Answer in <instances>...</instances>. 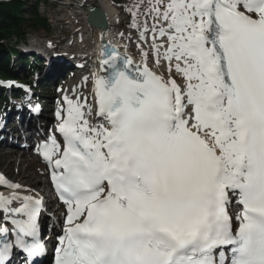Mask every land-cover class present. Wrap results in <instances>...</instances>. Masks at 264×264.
<instances>
[{
	"label": "snow or ice",
	"instance_id": "snow-or-ice-1",
	"mask_svg": "<svg viewBox=\"0 0 264 264\" xmlns=\"http://www.w3.org/2000/svg\"><path fill=\"white\" fill-rule=\"evenodd\" d=\"M123 8L139 58L101 45L36 146L64 208L54 264H264V0ZM0 186V264H36L43 198Z\"/></svg>",
	"mask_w": 264,
	"mask_h": 264
},
{
	"label": "rangeland",
	"instance_id": "rangeland-1",
	"mask_svg": "<svg viewBox=\"0 0 264 264\" xmlns=\"http://www.w3.org/2000/svg\"><path fill=\"white\" fill-rule=\"evenodd\" d=\"M62 1L66 2L67 0H40L39 2H37L38 15H39V17H44L46 19L47 27H42V26L36 27V25H37L36 24V25H34L36 28H34V29L31 28L29 26L30 24H32L30 22V20L31 19L34 20V18L27 14L26 8H25L23 10L24 13H23L22 17H23V19H26V23H23L21 26V32L23 34H25L24 38L21 40L17 36H12L10 40L3 41L4 47H9V48L14 47L15 48V44L18 45V43L20 41H22V43H20L19 46L23 45L24 42H35V43H38V44L44 46V45H46V43H45L46 40H48V41L55 40L52 43H54L57 46H62L63 44H65L66 41L65 42H64V40L59 41V39H61L60 36L63 34L62 32H66V33L68 32L69 36L72 35L73 33L71 32V30L77 29V28H75V25L80 23V21H76V18H80L81 14L78 13L80 17H73L74 11H78V10H75L76 7H75V9L71 8V10H69V12H68L65 9L66 7L64 5H62ZM34 2H35V0H26V3H28L30 5L34 4ZM78 2H80V1H78ZM131 2H132V0H120L119 2H117V5H115V7L118 10V12H117V10H116V12L123 19V22H124V24H122V23L120 24V27L117 28V31L120 33L119 28H122L121 33H124V36H127L126 37V40H127L126 44H128L130 46V48H129L130 53H133V52H136V48L134 46L136 34H135L134 30H132L128 27V25L130 23V17H129V14L123 8L124 5L130 4ZM89 3L92 5H97V3L93 2L92 0H87L85 2V4H89ZM80 8H81L80 12H83V13L87 10V7H80ZM71 11H72V13H71ZM69 13H71V15ZM65 17L69 18L68 19L69 21L68 20H66L67 22L66 21H60V19L65 18ZM125 28H126V30H125ZM86 36H87L85 38V39H87L86 43L84 42L85 39L82 36H81L82 38L79 37L81 40L79 39L78 42H80L79 43L80 47H85L87 49V48H89L87 46H88L89 41L92 40V39L90 40V38H92V36L88 35V33H86ZM128 37L132 38V42H129ZM93 43H94V41L92 40L90 46H93ZM12 52H13V54H12L13 58L17 57L19 55L18 51L12 50ZM7 62H8V66H6L5 69H8V70L10 69L11 72L16 73L19 77L20 76L24 77V79L27 77V75L25 76L23 74V71L26 70V74H27L29 71L28 67H30V66L26 67V69L25 68L17 69L20 66L18 62H16L15 66L12 63V58H8ZM38 65H41V64L38 63ZM54 65H55L56 69L59 68L58 65H56V64H54ZM33 68L37 69L36 70L37 75L43 74L42 73L43 70L38 69V67H33ZM54 72L56 73V75H57V73H59L58 69L55 70ZM44 75H45V72H44ZM28 78H30V77L28 76ZM28 78H26V79H28ZM60 80L64 82V83H61L60 86L63 85V88L65 89V91L76 88L78 90V92H84L85 94H89V91H90L89 87H82V83L77 82L78 78L76 80H73L70 78L68 79L64 73L60 76ZM54 103H55V100L50 105H54ZM4 129H8V128L4 126ZM11 149H12V151H11ZM8 150L12 152V158H14L16 162L10 163L11 158L9 156H7L8 158L7 157L5 158L4 156H2L5 153V151H8ZM23 159H25V160H23ZM21 161L24 164L18 163ZM42 165L43 164L41 161L38 162V158H35L32 154L30 155V150H28L27 152H24L22 150H19L16 147H14V148L8 147V149L6 146L0 147V175L5 176L6 178L8 177L7 179L10 178L11 180H15V181H17L16 183L20 182L21 184L26 185L27 187H30V186H35L36 188L38 187V188H40V190H42V192L45 190L44 194H46V177L43 173ZM1 172H4V173H1ZM32 188L33 187H31V189ZM24 193H26V192H24ZM42 196L44 197L43 194H42ZM53 206L54 205L51 204V202H50V209Z\"/></svg>",
	"mask_w": 264,
	"mask_h": 264
},
{
	"label": "bare ground",
	"instance_id": "bare-ground-1",
	"mask_svg": "<svg viewBox=\"0 0 264 264\" xmlns=\"http://www.w3.org/2000/svg\"><path fill=\"white\" fill-rule=\"evenodd\" d=\"M68 1V0H67ZM87 0H81L80 2H77V5L79 6H77L76 5V9L75 10H78V11H74V15H73V17H80L79 16V14H82L81 15V17L80 18H76V21H80V23L79 24H77V25H75V27L79 30V31H76V32H78L79 33V37H81V36H83V33H88V35H91L92 36V38H90V40L92 39V40H94V44H93V47L92 46H90V44H91V41H89V43H88V46L87 47H89V48H85V47H80L79 46V43L80 42H78V40H76L75 41V43H73V40L74 39H72V41H71V45L72 46H75V50L74 49H70V47H67V46H65V48H62V47H60V48H62L61 49V52H67L64 56H63V62H60V64H59V67H65V70H67L68 68H69V66H67L66 64H65V62L66 61H68V59L66 58V56L68 55V54H75V51H76V49H77V51L79 52V51H81L82 53L84 52V51H86V52H95V54H93V56H91V59H94L93 61H95L96 62V64H95V69L93 70V72H98L99 71V64H98V57H99V47H100V41L103 39V38H105V40L109 43V44H111V45H113L114 47H116V48H118L120 51H121V53L123 54L124 53V51H125V49H124V45L126 44V42L122 39V38H116L117 37V35L119 34V32L117 31V28L119 27L118 25H120V23H121V20H122V18L118 15V10H117V8L115 7V5L113 4V3H110L108 0H92L93 2H96L97 3V5H95L96 7H101L104 11H105V13H106V16H107V19H108V27L105 29V31H98V30H95V29H92V28H90L88 25H86V22H85V18H86V12H80L81 11V8L80 7H84L85 5H92V4H85V2H86ZM116 10H117V12H116ZM71 13H72V11H71ZM71 13H69L70 15H71ZM79 13V14H78ZM69 18H62V19H60V21H66V20H68ZM69 21V20H68ZM67 22V21H66ZM73 31H75V29L73 30ZM73 31L71 30V32L73 33ZM90 32H91V34H90ZM75 33V32H74ZM86 35V34H85ZM82 38V37H81ZM80 39V38H79ZM81 40V39H80ZM127 41V40H126ZM84 42L86 43L87 42V39H85L84 40ZM50 43H52V41H50ZM84 43V44H85ZM83 45V44H82ZM135 46V45H134ZM47 48H49V47H47ZM49 49H47L46 51H45V53H48L49 51H48ZM64 50V51H63ZM60 52V53H61ZM52 53V52H51ZM134 53V52H133ZM136 59H138L139 57H138V55L137 56H135V55H133ZM52 57V56H51ZM74 57L75 56H73V55H70L69 56V61H71V60H74ZM50 58H48V57H46V58H42L41 59V61H46V60H49ZM54 64H56V65H58V61H52V63L51 64H49L47 67H46V69H45V75L44 76H48V75H53L54 74V77H56V79H58V78H60V76L62 75V73H57V75L55 76V70H56V68H55V65ZM87 66L89 67V65L87 64ZM12 67V66H11ZM10 70V69H9ZM89 69H87V71H88ZM87 71H84V72H87ZM102 74V73H101ZM7 76H8V74H6ZM83 75H84V73H83ZM90 75V73H87V75L86 76H89ZM53 77V78H54ZM12 82V81H11ZM1 83V82H0ZM16 84H18V83H16ZM89 87V89H90V86H88ZM79 88V87H78ZM11 89H9L8 91H3V92H7L8 94H10V91ZM70 92V91H69ZM89 93H90V91H89ZM70 94V93H69ZM90 96V95H89ZM91 97V96H90ZM27 103H29V102H27ZM29 104H31L32 106H33V103H29ZM42 104H44V102H42V103H40L39 105H38V107H39V111H41V109H40V107L42 106ZM45 109L46 108H44L43 109V111H41V113H40V115H38L40 118H43L44 116H46V112H45ZM21 110V109H20ZM17 112L15 113V115H14V117H13V119H9V120H7V121H4V119L2 118V116H0V126H2V132L0 133L1 135H3V136H5V137H7V135H9L10 134V132H9V130H10V126H11V124H16V120L14 121V119H18L19 118V120L17 121V123H18V127L20 128V129H24L25 128V122L23 121L24 119H26V118H29V119H32V120H34L35 119V117L34 116H37V115H34L33 113H30L27 109L26 110H24V111H22V113L19 111V110H16ZM37 116V117H38ZM45 120H46V122H45V124L44 125H48V124H50V122H49V117H46L45 118ZM4 126L5 127H7L8 129H4ZM23 134H27L26 132L25 133H23ZM19 139H23V138H21V137H18V136H16V137H14V138H6V139H4V140H2V141H6L5 143L6 144H11V143H13V142H17ZM20 141V140H19ZM5 143H0L1 144V146L2 145H5ZM19 143H22V142H19ZM8 147H10V146H8ZM8 147H7V149H8ZM10 148H14V146H11ZM14 150V149H13ZM11 151H12V149H11ZM11 151H5V153L2 155V156H4L5 158L7 157V156H9L10 158H11V160H10V163H14V162H16L15 161V159L14 158H12V152ZM24 152H27V151H24ZM30 155H31V153H30ZM8 158V157H7ZM21 160V159H20ZM23 160H25V159H23ZM4 161V160H3ZM41 160L39 159L38 160V162H40ZM19 164H24L22 161L21 162H18ZM42 170V169H41ZM1 173H4V172H1ZM43 173H46V168H45V165H44V167H43ZM5 177V176H4ZM6 178V177H5ZM8 178V177H7ZM6 178V179H7ZM8 181H10L11 179L9 178V179H7ZM10 182H12V183H16L17 181H15V180H11ZM17 184H20L21 185V183L20 182H18ZM29 186V185H28ZM38 188V187H37ZM27 189V188H26ZM29 189H31V187H29ZM38 189H40V188H38ZM10 191L11 190H9V189H7L6 187H3V186H0V193L1 194H4V195H9L10 194ZM41 192H42V190H40ZM23 195H26V193H22ZM41 194H43L44 195V197H46V194H44V191L41 193ZM44 201V200H43ZM49 201H51V200H49ZM50 210V209H49ZM45 237V234L43 235V238ZM19 260L18 259H15L14 260V264H16L17 262H18Z\"/></svg>",
	"mask_w": 264,
	"mask_h": 264
},
{
	"label": "trees",
	"instance_id": "trees-1",
	"mask_svg": "<svg viewBox=\"0 0 264 264\" xmlns=\"http://www.w3.org/2000/svg\"><path fill=\"white\" fill-rule=\"evenodd\" d=\"M39 1L35 0L34 4L30 5L26 3V0H0V77L2 78H14L10 71L7 72L4 69L8 66V52L14 50V47H4L3 41L10 40L12 36H17L21 40L24 38L25 34L21 32L22 24L26 23V19L22 17L23 10L26 8L27 14L34 18V20H30L32 24L29 26L31 28L47 27L46 19L38 15L37 2Z\"/></svg>",
	"mask_w": 264,
	"mask_h": 264
},
{
	"label": "water",
	"instance_id": "water-1",
	"mask_svg": "<svg viewBox=\"0 0 264 264\" xmlns=\"http://www.w3.org/2000/svg\"><path fill=\"white\" fill-rule=\"evenodd\" d=\"M5 1H7V0H5ZM89 9H92L95 12H98V13L102 14V17H103V26H99V25H96L94 23H90L89 22V20H90V12H89ZM87 23L91 27L98 28V29H101L102 31H105V29L108 27V19H107V16H106L105 11L102 8H99V7H96V6H88V9H87ZM102 45H106V42L103 41L102 42ZM50 76H52V75H50Z\"/></svg>",
	"mask_w": 264,
	"mask_h": 264
}]
</instances>
